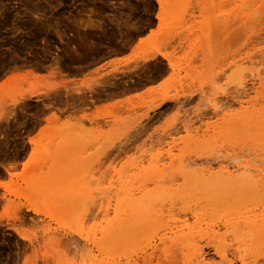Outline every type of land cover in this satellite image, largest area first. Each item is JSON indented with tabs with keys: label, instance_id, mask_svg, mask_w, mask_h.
Masks as SVG:
<instances>
[{
	"label": "rangeland",
	"instance_id": "obj_1",
	"mask_svg": "<svg viewBox=\"0 0 264 264\" xmlns=\"http://www.w3.org/2000/svg\"><path fill=\"white\" fill-rule=\"evenodd\" d=\"M163 2L165 8L158 23L156 0H0V117L10 111L16 116V121L7 125L0 123V264H82L81 256L90 247L78 232L84 229L82 233L88 234L93 224L86 220L79 228L82 224L75 222L76 208L83 206L81 199L92 192L94 202L99 204L112 176L117 178L116 172L130 176L127 179L122 174L126 184L130 182L138 191L143 185L142 190L147 192L155 187L180 192L186 188L176 167L180 158L237 156L252 164L251 176L264 170V151L241 143L229 131L240 112L237 102L252 104L250 111L259 108L257 88L259 82L264 84V15L254 19L251 25L255 26L249 24L240 30L242 35H229L230 30L218 29L210 15L218 0L212 4L211 0ZM244 11L241 7L239 15ZM93 25L100 26L96 30ZM55 28L61 35L60 42ZM255 32L260 46L254 43ZM140 38L147 39L135 48ZM151 52L167 60L155 56L140 61ZM115 57L121 59L102 65ZM27 69L33 70L34 77L12 80L13 76L24 77ZM238 77L242 78L243 90L238 87ZM62 81H68L64 83L66 89L57 88L46 96L35 94L24 100L25 104L20 103L23 107L12 106V100L35 85L43 90ZM83 81L103 86L99 83L95 89L101 87L90 92L80 86ZM162 98L168 101L159 104ZM214 105L219 107L215 110ZM51 115L55 116L52 120ZM31 137L34 141L30 145ZM143 158L175 161L169 167L164 161L165 169L157 179L158 174H152L156 169ZM138 160L145 165L134 170L137 167L130 166ZM49 172L56 176L50 173L53 179L48 184L44 177ZM71 176L74 181L69 186L66 182ZM56 183L60 188L52 196L49 192L58 186ZM137 192L134 194L139 197L141 191ZM80 193L84 195L80 202H73ZM182 199L187 197L173 199L176 225L186 223L187 231L199 226L203 233L214 221L211 212L203 203ZM193 212L206 214V220L194 219ZM62 222L67 226L58 227ZM46 225L51 226L53 237L41 232ZM217 226L219 234L223 233L222 222H216ZM208 240L197 238L198 246L210 262L216 263L218 258ZM56 255L61 258L56 260ZM185 257L186 253L177 251L168 261L181 263ZM150 260L152 264H165L161 253ZM257 261L264 264V251Z\"/></svg>",
	"mask_w": 264,
	"mask_h": 264
},
{
	"label": "bare ground",
	"instance_id": "obj_2",
	"mask_svg": "<svg viewBox=\"0 0 264 264\" xmlns=\"http://www.w3.org/2000/svg\"><path fill=\"white\" fill-rule=\"evenodd\" d=\"M163 1L164 0H156L158 11L156 13L155 18L157 19L158 23L161 22L162 12L165 8V4ZM213 1L211 0V4ZM241 7H244L245 11L239 15V9ZM210 15L216 21L218 29H223L225 32L227 30H230L229 35H233L235 32L236 34L239 33L238 35H240L241 34L240 30L244 29L249 24L251 25V23L254 21L256 17H261L264 15V0H218V3L215 5V8L213 11H211ZM262 18L263 17H261L260 19ZM88 24L90 25V22L87 23V25ZM252 25L255 26L256 24L254 25L253 23ZM96 26L98 27L100 25H96ZM97 27L95 28L94 26L93 28L97 30ZM85 28L87 29L88 27L86 26ZM90 28L92 29V27ZM101 28L99 27V29ZM258 29L260 31V28ZM256 32L254 34H256ZM54 33L57 40L60 42L61 35L56 28L54 29ZM146 39L144 38L138 39L134 47L137 48V46L142 44ZM255 41L256 42L254 43H258L257 44L258 46H260L259 44H262L259 35L257 34L255 35ZM262 45H264V43ZM45 47L47 50V45ZM255 47H251V48L254 49ZM42 51L44 53L46 52L44 51V49ZM155 56H160L161 58L167 60L162 54L158 52H151L149 54L143 55L140 61L144 62L154 58ZM250 59L252 61V58ZM123 61L124 59L115 62L119 63ZM250 63H246V64H250ZM240 64L244 65L242 63ZM259 64L261 65V62H259ZM29 70L28 72L26 71V75L24 77L18 78L17 76H13V78L11 77L12 80H22L23 78L30 76L34 77L33 74L31 73L32 69L30 70V72ZM36 70L37 69H35L34 71ZM38 70H40V68ZM239 70L241 71V69ZM260 72L258 74L256 72V75L257 76L261 75ZM63 73H64L63 75H65V72ZM59 74H62V71ZM72 76L75 77V75ZM249 77H251V73ZM241 79L240 78L239 80L237 79L239 83L238 84L239 88H242L243 86L242 83H240L242 81ZM262 79L263 77L261 78V81ZM71 81L73 80H70V82ZM62 82L60 84L57 83L56 85L54 84L47 86L43 90H39L37 89V87L35 88L36 86L35 85L34 88H30L29 91L20 95L18 98L12 100V106L16 107V105L18 106V104L20 103L25 104L23 101L26 100L28 97L34 96L35 94L41 93L46 96L48 95V93L55 91V89L57 88L61 87L63 89H66L65 86L66 84L64 83L65 82L67 83L68 81H62ZM85 83L84 81L81 82L80 86H83L85 89L89 90L90 92L97 90V88L101 87L102 85V83L99 82L101 85H99V87L95 89V87L98 86L99 83L97 84L96 82L97 85L93 83V85L95 84L94 86H92V83H90L91 85L88 82L86 83V85ZM259 84L260 85L257 88V94L260 97V101L258 102L259 108L250 111L249 108L253 107L252 104H249V102H244V103L237 102L240 112L236 115L237 116L236 119L229 126V131L231 133H235L237 137L241 140V143L247 144L254 149L259 148L260 150L264 151V84L263 82L262 84L261 82H259ZM2 86L3 85H0V89L3 88ZM237 89L235 90L234 87L236 94L238 91ZM240 90H243V88ZM74 92L79 94L80 90H75ZM238 92L240 94V91ZM239 94L237 96H240ZM242 94L243 93H241V95ZM237 96L235 98H237ZM165 101H168L167 98H162L158 103L161 104L164 103ZM244 104L246 105L244 106ZM22 105L20 104L19 106ZM218 107H219L218 105H214L215 110ZM15 117H16L15 114L10 111L8 115L3 114L2 117H0V123H5L7 125L10 121H16ZM54 117H55L54 115H51V120L54 119ZM48 120L49 117H47L45 121L48 122ZM33 141L34 139L32 137L28 139V143L30 145L33 144ZM171 143L167 144L168 148L171 145ZM245 149L244 152H246ZM250 155L253 154H248V156ZM241 158L242 157L237 158V156L234 158L216 157V158H207V159L195 158L192 160H190V158L188 159L180 158V162L176 167L177 168L179 167L178 169L180 171V176L186 187L184 188V190L180 192L164 191L161 189L159 190L157 187H155L154 189L157 191L153 189L152 190L153 194H150L152 192L150 191L147 192L142 190L143 185H142V189L138 191L132 188L129 181L128 184L130 186H127L128 184H126V182L128 177L131 178L130 176L127 177L125 173H122L127 177V179H125V177L123 178L122 174L116 172L115 174L117 175V178L115 179L113 175L112 176L113 178L109 181L110 183L107 181L109 179L106 178V181L109 183V188L102 193V197H100L99 204L96 205V203L94 202L96 200H93L95 199L94 198L95 192L94 193L92 192V194H89L86 196V198L83 197L82 199L81 197L84 196L82 195V193L74 196L73 197L74 200H72L73 202L78 203L80 202V199L81 202L83 201V206H78L76 208L75 222H78V226H81V224L84 223L86 220H89V222H91L90 220H92V224H93L91 225L92 228H90L91 232H89L88 229L89 227L87 228L88 229L87 232H89L88 234L85 233L86 235H84V233H82L84 232L83 231L84 229H80L81 231L78 232L80 238L85 242L86 244L85 246L90 247L88 252L83 256H81L82 257L81 261H83L81 263L82 264H139V262H142V264H152L150 258L158 253H161L163 256V260L165 261L164 262L165 264H236V263L256 264L258 262L257 256L262 251H264V180H263L264 175L262 176L264 170L262 169L260 171H257V174L251 176V173L253 171L252 164H250L249 162H242ZM243 158L245 159L246 157ZM145 159L143 158V160L142 159L140 160L144 161ZM140 160H138L137 163L136 162L133 163V165L131 164L130 167L131 168L137 167L134 170H137L138 166H142L143 168L145 164L144 165L140 164L141 163ZM146 161L147 164L149 162L150 167L152 169L154 168L156 169L155 171L156 173L153 172L152 174L154 175L158 174L155 177L158 179L159 174L161 177L162 169L163 170L165 169L164 167L166 163L163 162L164 161L168 162L166 166L169 167L173 165L175 158H149V161L147 158ZM251 161L253 160L251 159ZM258 162L259 161L257 160V163ZM11 166L13 167V164H11ZM174 168L173 169L171 168V170H173L174 172H176L175 170L178 171L177 168L176 169ZM231 169L234 170L232 171ZM148 170L149 169H147V171ZM138 171H141V169ZM50 173L51 172H49V176L47 175L44 177L45 179L41 178L42 181L44 179V181L49 184V182H51V180L54 178V174H55V173L54 174L51 173V175L53 176V178H51ZM135 173L136 172H134L133 174ZM72 177L73 176H71L70 178L68 177V181L66 180L67 184L69 182V186H71L70 183L74 181ZM124 179L126 180V182ZM45 182L44 185L45 184L47 185V183ZM133 182L135 183V180ZM176 183L177 181L174 182L173 185ZM60 184L59 183L57 184L58 185L56 186L57 188L56 187L52 188L54 189L52 190L54 193H52L51 191L49 192V194L52 196H54L56 193L58 194ZM114 188H116V190H114ZM114 191L117 194L112 195L111 198H108L106 200L105 199L106 195L113 193ZM137 191L138 192L141 191L139 197L137 195L136 197L134 194V192ZM138 192L136 194H138ZM97 193L98 192H96V195ZM184 197H187L186 200L189 199L192 201H197L198 203H203L207 207V209L211 212V218H213L214 221L206 226V230L203 233H200L201 230L199 226H197L196 229L187 231L186 223L181 225H176V220L173 215V207L175 205V203H173V199L175 200L176 198H184ZM186 200L184 199L183 201ZM168 201L170 202L167 203L169 207L168 209H165L166 202ZM179 201H181V199ZM33 210H36V208L34 207ZM199 214L200 213L193 212L192 213L193 218L196 220L198 219L201 222H204L206 219L205 216L203 215L206 214L198 216ZM216 222H220V223L222 222V227L224 228L223 233L219 234L220 229L216 230V228L220 227V226L215 227ZM65 225L66 223L64 222L57 223L58 227L59 226L66 227L67 225L66 226ZM69 226L70 223L67 229H69ZM50 227L49 225H46L45 227L42 228L41 231L43 232L44 236H47V238L53 237L54 235L50 233L51 232ZM72 227L74 229V226L71 224L70 227L71 231H73ZM82 227L83 224L79 228ZM227 233H229L228 236ZM203 237H206L212 242L214 254L218 258V261H216V263L210 262L209 259L205 257L202 248L199 247L200 245L198 246L197 238L202 239ZM56 241L57 243H59L58 239H56ZM75 247L73 250L76 251L78 248ZM177 251L186 253V257L183 259V261H181V263L168 261V258L173 256ZM76 252L79 251L77 250ZM187 253H188V258H187ZM60 258L61 256L58 255L55 256L56 260H59ZM156 264H161V263L157 262Z\"/></svg>",
	"mask_w": 264,
	"mask_h": 264
},
{
	"label": "crops",
	"instance_id": "obj_3",
	"mask_svg": "<svg viewBox=\"0 0 264 264\" xmlns=\"http://www.w3.org/2000/svg\"><path fill=\"white\" fill-rule=\"evenodd\" d=\"M117 59H121V57L111 58L108 61H105L102 65H105L106 63H109V62L114 61V60H117Z\"/></svg>",
	"mask_w": 264,
	"mask_h": 264
}]
</instances>
